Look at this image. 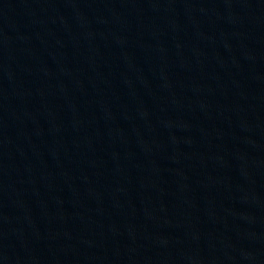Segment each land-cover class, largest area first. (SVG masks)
<instances>
[{
  "label": "water",
  "instance_id": "water-1",
  "mask_svg": "<svg viewBox=\"0 0 264 264\" xmlns=\"http://www.w3.org/2000/svg\"><path fill=\"white\" fill-rule=\"evenodd\" d=\"M0 264H264V0H0Z\"/></svg>",
  "mask_w": 264,
  "mask_h": 264
}]
</instances>
